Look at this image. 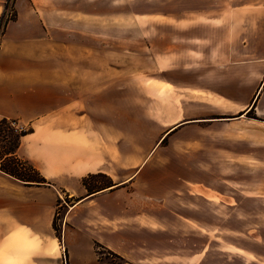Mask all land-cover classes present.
Listing matches in <instances>:
<instances>
[{
    "label": "crops",
    "instance_id": "crops-1",
    "mask_svg": "<svg viewBox=\"0 0 264 264\" xmlns=\"http://www.w3.org/2000/svg\"><path fill=\"white\" fill-rule=\"evenodd\" d=\"M5 1L0 0V120L31 128L15 152L48 183L24 185L0 170V264H96L92 239L131 264L195 260L196 254H185L196 251L193 245L165 256L168 245L153 243V235L168 230L154 229V220L168 221L187 207L172 210L167 197L154 201L153 187L139 179L141 166L166 135L192 122L254 126L264 134V0H194L160 12L157 25L172 34L146 39L151 71L160 76L150 84L177 100L162 103L164 113L155 122L169 127L146 150L137 146V93L153 89L137 81L150 76H122L114 61L120 53L106 51L110 42L100 34L105 16L119 13V0H108L107 12L101 9L104 0H11L2 20ZM134 53L130 48L131 59ZM140 108L142 121L153 123L152 101L144 99ZM251 109L256 118L247 116ZM93 174L108 183L89 192L81 180ZM60 191L70 204L62 218L68 227L58 236L52 221ZM82 207L90 227L84 254L65 240ZM180 218L194 221L196 211Z\"/></svg>",
    "mask_w": 264,
    "mask_h": 264
},
{
    "label": "rangeland",
    "instance_id": "rangeland-1",
    "mask_svg": "<svg viewBox=\"0 0 264 264\" xmlns=\"http://www.w3.org/2000/svg\"><path fill=\"white\" fill-rule=\"evenodd\" d=\"M194 2L119 0L114 5L119 13L114 18H104L100 34L110 42L105 43L106 51L113 48L120 53V59L115 58L114 61L120 66L122 76L129 72L150 76L148 81H137L144 85L147 83L153 89L150 93H137L136 139L138 148L142 150L151 148L169 127V123L155 122L164 113L162 103L176 104L177 100V96L170 95L169 90L156 85L155 80H159L160 76L151 71L154 67L145 48L146 39L172 34L157 25L160 12L178 4L192 5ZM101 7L107 12L108 0H104ZM151 13L156 17L150 16ZM130 48L135 52L132 59L129 57ZM151 81L156 84H150ZM146 98L153 104V123L142 121L140 117V106ZM248 115L252 118L254 110H249ZM253 127L208 126L192 122L166 135L142 164L139 179L147 180L153 187L154 201L167 197L172 210L176 206L183 207V204L187 207L185 213L178 208V213L169 214L168 221L156 219L153 222L154 229H159L161 225L168 229L162 230L160 236L153 235L154 244L168 245L170 250H163L165 256L177 254L178 247L193 245L196 251L189 248L185 254H196V259L179 264H264V134L254 132L256 129ZM260 127L264 132L263 126ZM142 158V155L138 156L137 166ZM87 183L100 187L108 181L105 177H96L88 179ZM69 200L60 191V205L56 210L59 228L68 227L66 224L69 221L64 222L62 218ZM194 201L196 205H193ZM193 210L196 211L194 221H181V215L188 216ZM85 212L86 208L82 207L74 214L72 231L65 239L69 247H75L83 254L88 249L90 238V227L83 217ZM158 215L154 210V216ZM97 244L92 239V256L96 264H108L111 257H106V250L97 247ZM96 251L102 252L99 260Z\"/></svg>",
    "mask_w": 264,
    "mask_h": 264
},
{
    "label": "trees",
    "instance_id": "trees-1",
    "mask_svg": "<svg viewBox=\"0 0 264 264\" xmlns=\"http://www.w3.org/2000/svg\"><path fill=\"white\" fill-rule=\"evenodd\" d=\"M11 0H6L4 3V13L2 15L5 16V10L10 11L11 10ZM13 13L11 14V17H13ZM10 17V18H11ZM249 116V115H247ZM253 118H256L255 116H252ZM16 122L14 120H9L6 118H2L0 120V170L15 179L21 181L24 185H39V184H46L48 183L44 177L39 173V171L33 167L31 163H29L27 160L21 159L16 155V148L19 145L20 137L28 132L31 131V128H20L18 129L16 127ZM96 177H104L102 174H93L88 175L84 178H82L81 182L82 185L86 187V189L89 192H92V190H97L102 188L100 187H94L93 185H89L88 179H93ZM60 199H58L57 207L58 208ZM56 215L57 212H55L53 221H52V227L56 234L60 235V228L56 224ZM97 247H101L102 249L106 250V253L104 254L106 257L110 256V260L108 264H131L128 261H126L123 257L120 255L110 251L109 249H106L100 244H97ZM98 255V260L100 258V254L102 252L96 251ZM105 264V263H104Z\"/></svg>",
    "mask_w": 264,
    "mask_h": 264
},
{
    "label": "built area",
    "instance_id": "built-area-1",
    "mask_svg": "<svg viewBox=\"0 0 264 264\" xmlns=\"http://www.w3.org/2000/svg\"><path fill=\"white\" fill-rule=\"evenodd\" d=\"M16 127H17L18 129L22 128V127H20V126H18V125H16Z\"/></svg>",
    "mask_w": 264,
    "mask_h": 264
}]
</instances>
